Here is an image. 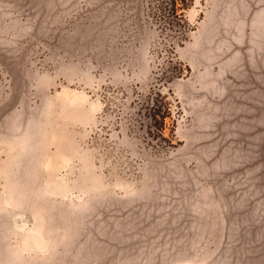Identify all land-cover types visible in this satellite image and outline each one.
<instances>
[{
  "label": "rangeland",
  "instance_id": "1",
  "mask_svg": "<svg viewBox=\"0 0 264 264\" xmlns=\"http://www.w3.org/2000/svg\"><path fill=\"white\" fill-rule=\"evenodd\" d=\"M158 1L0 0V264H264V0Z\"/></svg>",
  "mask_w": 264,
  "mask_h": 264
},
{
  "label": "trees",
  "instance_id": "2",
  "mask_svg": "<svg viewBox=\"0 0 264 264\" xmlns=\"http://www.w3.org/2000/svg\"><path fill=\"white\" fill-rule=\"evenodd\" d=\"M174 2V6L170 7L169 8V5H168V2L164 1V0H159L156 4V12H158L160 15H159V18L161 19V22L163 24H166V25H170V18L173 17V18H176V19H180L178 18L177 16V13H176V0H172ZM186 2V0H181V4H184ZM148 111L150 113H153L151 114V118L155 121V123H157V125H160L161 124V121L164 122L165 118L167 117L169 111L168 109L166 108L164 112H159L157 111L156 109L154 108H149ZM160 127V126H159ZM160 130V129H158Z\"/></svg>",
  "mask_w": 264,
  "mask_h": 264
}]
</instances>
